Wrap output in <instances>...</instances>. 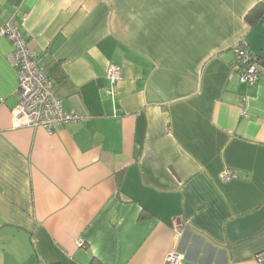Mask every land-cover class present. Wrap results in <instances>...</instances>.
<instances>
[{"label": "crops", "instance_id": "1", "mask_svg": "<svg viewBox=\"0 0 264 264\" xmlns=\"http://www.w3.org/2000/svg\"><path fill=\"white\" fill-rule=\"evenodd\" d=\"M10 19L85 119L14 128L0 35V264H264V76L231 68L239 41L264 55V0H0Z\"/></svg>", "mask_w": 264, "mask_h": 264}, {"label": "built area", "instance_id": "2", "mask_svg": "<svg viewBox=\"0 0 264 264\" xmlns=\"http://www.w3.org/2000/svg\"><path fill=\"white\" fill-rule=\"evenodd\" d=\"M0 35L7 38L11 45L8 60L17 72L18 101L11 109L12 126L40 125L51 132L69 121L84 120L85 117L79 116L75 111L63 108L54 93L52 81L41 67L40 58L29 46L15 20L5 22L0 27ZM231 50V68L240 82L254 84L264 76V60L257 59L244 43L237 42ZM121 76L122 72L116 64L112 63L107 67L106 77L110 88ZM229 175V171L224 173V176ZM77 244L81 245L82 242L78 241ZM180 257L178 252H171L166 256V261L174 264ZM255 257L260 263H264V250L257 252Z\"/></svg>", "mask_w": 264, "mask_h": 264}, {"label": "trees", "instance_id": "3", "mask_svg": "<svg viewBox=\"0 0 264 264\" xmlns=\"http://www.w3.org/2000/svg\"><path fill=\"white\" fill-rule=\"evenodd\" d=\"M262 12H263V9L260 10V12L257 13V14H255V13H254V14H251L252 12H250V13L247 15V19H248V21L250 22V24H254V23L257 21V17H255V15H256V16H257V15L260 16V14H262ZM247 47H248V46H247ZM257 59L263 61V60H264V55H257ZM90 264H96V263L91 262Z\"/></svg>", "mask_w": 264, "mask_h": 264}]
</instances>
